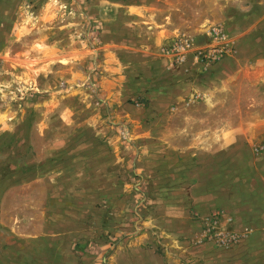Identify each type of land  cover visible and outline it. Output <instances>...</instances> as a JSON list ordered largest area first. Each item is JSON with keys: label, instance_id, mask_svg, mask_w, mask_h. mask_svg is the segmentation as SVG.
Here are the masks:
<instances>
[{"label": "rangeland", "instance_id": "1", "mask_svg": "<svg viewBox=\"0 0 264 264\" xmlns=\"http://www.w3.org/2000/svg\"><path fill=\"white\" fill-rule=\"evenodd\" d=\"M65 1L0 0V46L15 51L44 39L77 50L75 68L59 70L51 91L18 83L15 75L0 68V104L16 109L24 97L34 101L52 92L73 112L64 122L58 115L50 121L57 140L62 136L58 132L69 134L70 145L76 140L67 160L71 179L62 185L71 190L69 200L77 201L76 210L81 203L87 215L72 213L66 223L71 231L107 239L126 222L125 211L136 205L130 213L137 229L120 236H145L154 264H264V85L256 82L264 70L240 69L242 55L230 40L229 23L219 16L207 27V17H197L201 6L183 0L179 14L167 22L171 28L181 27L179 33L159 39L156 29L164 21L157 17L165 8L160 0H134L146 4L147 20L139 21L118 13L117 0H85L89 9L83 16L78 9L70 13L58 5ZM214 28L225 41L211 36ZM253 44L260 51L249 57L264 58V37ZM216 47L225 52L212 53ZM211 53L219 56H208ZM106 54L115 60L106 61ZM114 62L123 66L118 74L124 80L119 100L111 102L100 97L96 80L117 77V71L102 69ZM72 75L82 83L65 81ZM79 86L86 91L84 105L75 97L64 99ZM86 112L87 129L82 127L79 134ZM111 141L119 145L120 159L107 157L103 146ZM85 149L87 183L74 176L80 168L84 171L79 157ZM111 172L120 181L118 210L115 200L96 194V188L106 186L102 176ZM41 183L45 191L52 188L45 178ZM134 189L148 192V202L141 195L129 196ZM26 198L13 205L29 206L32 197Z\"/></svg>", "mask_w": 264, "mask_h": 264}, {"label": "crops", "instance_id": "2", "mask_svg": "<svg viewBox=\"0 0 264 264\" xmlns=\"http://www.w3.org/2000/svg\"><path fill=\"white\" fill-rule=\"evenodd\" d=\"M98 1L102 3L101 0ZM117 1H119L117 2L118 13H127L129 19L135 21L147 20L145 3L134 0ZM193 1L197 7L201 6L197 17H207V23L204 24L207 27L220 20L219 16H222L224 23H229L227 29L230 30L227 31L230 40L242 55L243 64L240 65V69L264 70L263 57H257V55L249 57V54H258L260 51L259 45L253 44V41L264 37V0ZM160 2L165 5V8L161 9V16L157 19L163 20L164 23H160L156 29V35L159 39L175 36L179 33L178 28L181 29V27L171 28L167 22L172 18L171 15L179 14L181 10L179 5H183V0H160ZM58 5L67 7L70 13L78 9L80 16H83L84 12L86 15L89 9V4L85 3V0H67ZM50 13L48 12L49 17H51ZM53 13L56 14V11L54 10ZM199 33L196 35L199 36ZM14 49L15 51L8 45L0 46L2 54L0 68L15 75L18 83L46 86L45 90L49 91L55 84V75H58L59 70H72L77 63L73 60L77 52L75 47L61 48L49 40L22 44ZM133 50L135 53L138 52L137 49ZM143 51L150 52L147 48ZM81 52L82 50L80 54ZM262 52L264 53V50ZM83 53L81 56L85 57ZM106 55V61L115 60L112 56ZM79 63L86 65L81 61ZM122 67L119 62H114L112 65L104 64L102 69L109 70L108 74H115V71L118 74V70ZM50 75H53L52 79ZM64 75L65 73H62V76ZM123 80L124 77L122 78L119 74L117 77L110 75L97 79L96 85L100 97L111 102L118 101ZM65 81H72L77 85L82 83L75 75L68 76ZM256 82L264 85V76L259 77ZM72 90L64 99L66 100L68 96L75 97L84 105L86 91L80 86ZM26 98L24 97V103L18 105L16 109H12L4 102L0 104V264H154L152 261L154 256L145 243L147 239L145 236L125 238L120 236L121 233L124 234V230L137 229L135 219H131L133 216L130 213L135 211L136 205L125 211L126 222L120 229L119 223L111 237L107 239L89 238L83 233L76 234L71 231V225L66 224L72 220L71 214L76 213V217L78 214L84 217L87 215V207L81 203L79 212L76 210L77 201L69 200L72 196L71 190L62 185L63 181L70 182L71 179L72 171L70 162L67 160H70L69 157L72 156V144L76 140L70 145V136L66 132H63L64 134L58 132V136H62L57 140L54 124L50 125V121H56L55 118L58 115V121L64 122L63 118L67 114L72 115L73 112L66 104L61 103L63 98L53 96L52 92L51 95L34 101L26 100ZM82 109L83 112L86 111L85 106ZM80 114L79 118L82 116V113ZM80 122L84 123L78 126L79 134L82 132V127L83 131L87 129V112ZM77 140L81 142L82 137L79 135ZM83 142V146L87 149V141L83 140ZM118 147L119 145L114 146L112 141L110 146H103L107 149V157L112 159L114 156L120 159ZM86 149L83 152L84 155L79 157L81 166L84 163V171L81 173L80 168V173L74 174L75 178L80 176V181L84 183L88 181ZM111 163L114 164L113 161ZM5 167L6 170H4ZM114 174L111 172V176H102L101 180L106 186L96 188V194L112 202L115 200V207L118 210L120 181ZM44 178L47 179L50 187L52 186V188H46V191L41 183ZM35 186H42V188ZM57 187H61L60 192H57ZM18 188L30 189V192L24 191V193ZM137 190L139 189H134L129 196L135 195L137 199V196L141 195L142 199L148 202L146 198L148 192L139 190L138 193ZM13 192L15 198H12ZM27 195L32 197L29 206L20 208L18 204L13 205L14 202L27 199Z\"/></svg>", "mask_w": 264, "mask_h": 264}, {"label": "built area", "instance_id": "3", "mask_svg": "<svg viewBox=\"0 0 264 264\" xmlns=\"http://www.w3.org/2000/svg\"><path fill=\"white\" fill-rule=\"evenodd\" d=\"M211 36L216 40V41H225V38L226 36L223 35V33L221 32V30H218L216 28H214L212 31H211ZM218 48H221V47H216V50L217 51H214L212 53H217V54H223L225 51L224 49H218ZM208 54V56H213V57H217L219 55H214V54ZM202 55L206 56V52H204Z\"/></svg>", "mask_w": 264, "mask_h": 264}]
</instances>
